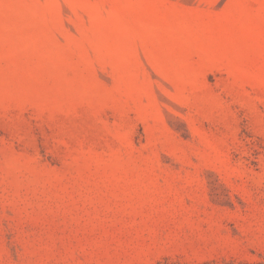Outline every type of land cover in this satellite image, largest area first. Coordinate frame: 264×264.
Returning <instances> with one entry per match:
<instances>
[{
    "label": "rangeland",
    "instance_id": "1",
    "mask_svg": "<svg viewBox=\"0 0 264 264\" xmlns=\"http://www.w3.org/2000/svg\"><path fill=\"white\" fill-rule=\"evenodd\" d=\"M0 264H264V0H0Z\"/></svg>",
    "mask_w": 264,
    "mask_h": 264
}]
</instances>
